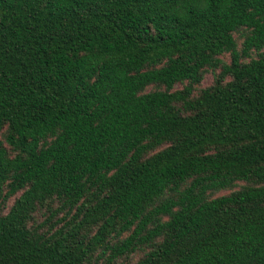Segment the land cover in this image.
I'll return each instance as SVG.
<instances>
[{
  "label": "trees",
  "instance_id": "obj_1",
  "mask_svg": "<svg viewBox=\"0 0 264 264\" xmlns=\"http://www.w3.org/2000/svg\"><path fill=\"white\" fill-rule=\"evenodd\" d=\"M0 264H264V0H0Z\"/></svg>",
  "mask_w": 264,
  "mask_h": 264
},
{
  "label": "rangeland",
  "instance_id": "obj_2",
  "mask_svg": "<svg viewBox=\"0 0 264 264\" xmlns=\"http://www.w3.org/2000/svg\"><path fill=\"white\" fill-rule=\"evenodd\" d=\"M210 80H211V75L207 74V75L205 76V79H204V84L209 83Z\"/></svg>",
  "mask_w": 264,
  "mask_h": 264
}]
</instances>
